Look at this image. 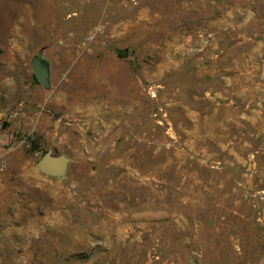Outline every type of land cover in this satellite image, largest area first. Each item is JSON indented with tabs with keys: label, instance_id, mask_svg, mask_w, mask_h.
I'll return each mask as SVG.
<instances>
[{
	"label": "rangeland",
	"instance_id": "1",
	"mask_svg": "<svg viewBox=\"0 0 264 264\" xmlns=\"http://www.w3.org/2000/svg\"><path fill=\"white\" fill-rule=\"evenodd\" d=\"M0 264H264V0H0Z\"/></svg>",
	"mask_w": 264,
	"mask_h": 264
},
{
	"label": "water",
	"instance_id": "2",
	"mask_svg": "<svg viewBox=\"0 0 264 264\" xmlns=\"http://www.w3.org/2000/svg\"><path fill=\"white\" fill-rule=\"evenodd\" d=\"M31 72L36 82L43 88L50 87L48 66L42 59V50L30 62ZM69 158L64 154H54L46 151L37 161L39 172L51 178L64 179L68 171Z\"/></svg>",
	"mask_w": 264,
	"mask_h": 264
}]
</instances>
